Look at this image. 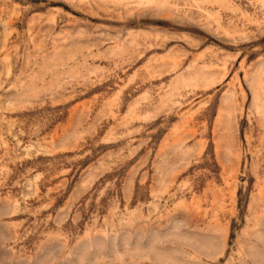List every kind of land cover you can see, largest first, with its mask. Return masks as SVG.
I'll use <instances>...</instances> for the list:
<instances>
[{
  "label": "rangeland",
  "instance_id": "374dc122",
  "mask_svg": "<svg viewBox=\"0 0 264 264\" xmlns=\"http://www.w3.org/2000/svg\"><path fill=\"white\" fill-rule=\"evenodd\" d=\"M0 264H264V0H0Z\"/></svg>",
  "mask_w": 264,
  "mask_h": 264
}]
</instances>
